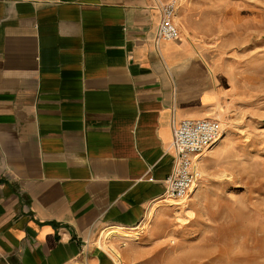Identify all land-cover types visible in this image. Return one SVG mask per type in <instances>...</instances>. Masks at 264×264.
<instances>
[{
    "label": "crops",
    "instance_id": "0c3cea01",
    "mask_svg": "<svg viewBox=\"0 0 264 264\" xmlns=\"http://www.w3.org/2000/svg\"><path fill=\"white\" fill-rule=\"evenodd\" d=\"M168 1L0 0V264H115L102 233L163 235L172 127L222 98L189 41L155 43Z\"/></svg>",
    "mask_w": 264,
    "mask_h": 264
},
{
    "label": "rangeland",
    "instance_id": "374dc122",
    "mask_svg": "<svg viewBox=\"0 0 264 264\" xmlns=\"http://www.w3.org/2000/svg\"><path fill=\"white\" fill-rule=\"evenodd\" d=\"M185 5L179 35L219 77L218 167L199 172L189 215L165 201L163 235L144 228L116 249L121 264H264V0Z\"/></svg>",
    "mask_w": 264,
    "mask_h": 264
},
{
    "label": "built area",
    "instance_id": "2783aa9c",
    "mask_svg": "<svg viewBox=\"0 0 264 264\" xmlns=\"http://www.w3.org/2000/svg\"><path fill=\"white\" fill-rule=\"evenodd\" d=\"M176 1L169 0L159 7V22L155 43L178 38L179 31L174 23ZM222 135V128L216 120H183L172 127L170 147L174 154L170 175L164 180L165 199L185 198L198 181L200 156L210 151Z\"/></svg>",
    "mask_w": 264,
    "mask_h": 264
},
{
    "label": "bare ground",
    "instance_id": "6f19581e",
    "mask_svg": "<svg viewBox=\"0 0 264 264\" xmlns=\"http://www.w3.org/2000/svg\"><path fill=\"white\" fill-rule=\"evenodd\" d=\"M221 112H219L217 115H220V117H221V114H220ZM216 121L219 123L220 121L219 120H217L216 119ZM219 125L221 126L222 125V123L220 122L219 123ZM223 132V131H222ZM223 135H221V137H222ZM221 137L219 138V140L215 143V145H217L218 144V142L220 141V139H221ZM202 157V155L200 156V158ZM199 158V159H200ZM198 176H199V171H198ZM199 184V181H197L194 185H193V187H192V189L190 190V192H189V194L185 197V198H183V199H180L179 200V202H176L175 200H173V201H171V200H169V202L168 203H170V204H173V205H183V207H184V211H185V214H190L191 213V211H189V209H186V201H188V199H189V197H191V195L194 193V191L196 190V186ZM153 205V204H152ZM153 211H154V208H152L151 207V212H150V215H149V217H151L152 216V213H153ZM178 218H179V216H177ZM181 218V217H180ZM147 219H149L148 217H147ZM182 219V218H181ZM144 220H146V219H144ZM176 220V219H175ZM178 221V220H177ZM182 221V220H181ZM184 221V220H183ZM185 221H187V220H185ZM147 226V224L145 223V227ZM123 232V231H122ZM122 232H117V231H111V232H109V233H102L101 234V236L99 237V240H98V244H99V246L104 250V251H106L109 255H110V257H112L114 260H115V263L116 264H121V262H120V256H119V253H118V250H116V248L112 245V242H111V239H113V238H124V239H131V240H137L138 239V237H139V230L138 231H135V232H133V233H131V234H129V233H127V234H125V233H122Z\"/></svg>",
    "mask_w": 264,
    "mask_h": 264
}]
</instances>
